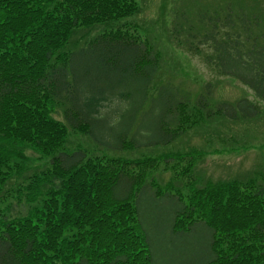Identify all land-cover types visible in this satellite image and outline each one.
I'll list each match as a JSON object with an SVG mask.
<instances>
[{
    "label": "trees",
    "instance_id": "trees-1",
    "mask_svg": "<svg viewBox=\"0 0 264 264\" xmlns=\"http://www.w3.org/2000/svg\"><path fill=\"white\" fill-rule=\"evenodd\" d=\"M139 11L138 0H0V264H158L141 219L146 191L175 193V236L206 229V255L183 264H264V176L201 181L204 153L166 149L212 119L264 112V0H206L190 9L197 25L172 30L255 96L234 102L213 103L211 83L195 97L158 83L159 53L121 23ZM114 96L125 107L102 113ZM69 129L104 152L68 149ZM29 151L47 163L35 169ZM160 168L172 176L164 187Z\"/></svg>",
    "mask_w": 264,
    "mask_h": 264
},
{
    "label": "rangeland",
    "instance_id": "rangeland-1",
    "mask_svg": "<svg viewBox=\"0 0 264 264\" xmlns=\"http://www.w3.org/2000/svg\"><path fill=\"white\" fill-rule=\"evenodd\" d=\"M138 1L140 11L130 18L123 19L121 23L135 25L138 29L136 34H139L142 39H146L153 46V50L159 53L158 83L171 79L175 85L191 92L192 97L203 92L206 84L211 83L213 103L234 102L241 97L254 99L255 96L247 87L233 78L217 75L200 55L187 52L181 47L182 45L179 46L175 42L172 30L175 27L180 29L179 23L184 21L189 27L197 25V14L191 12L190 9L194 7L198 10L206 9V0ZM103 29V26L99 27L95 32ZM131 32L134 31L131 29ZM181 34L183 35V32ZM181 38L186 41L184 36ZM93 70H95L94 67ZM97 71L94 72L97 74ZM115 77L114 74L110 75V81ZM119 107H125V103L119 97L114 96L105 103L101 112L106 113ZM56 118L64 121L61 112L56 115ZM106 120L104 126H108V119ZM103 129L104 127H100V130ZM66 147L70 150L87 149L92 154H102L105 150V148L97 146L89 137L74 132L72 129H69ZM166 149L174 153L192 150L204 153L203 158L198 161L194 173L201 181L264 176V112L256 120L245 122H231L221 118L212 119L181 136ZM162 151L163 148H158L156 151L138 153L150 155ZM106 152L111 155H126L128 157L138 155V153L128 151L106 150ZM28 154L35 169L42 167L48 161L38 153L29 151ZM154 176L162 187L172 177L169 170L165 171L161 168L154 173ZM172 179L176 187L185 191L184 181ZM260 182L264 185L261 179ZM174 194L172 191L171 194L156 199L150 191H146L141 196V219L149 228L158 264H183L188 260L192 261L206 255L208 234L205 228H199L184 238L175 236L171 231L170 221L177 199ZM16 209L20 211L23 208L16 206Z\"/></svg>",
    "mask_w": 264,
    "mask_h": 264
}]
</instances>
